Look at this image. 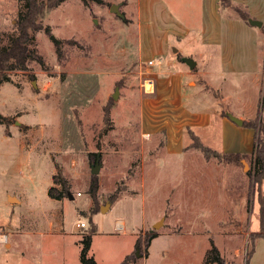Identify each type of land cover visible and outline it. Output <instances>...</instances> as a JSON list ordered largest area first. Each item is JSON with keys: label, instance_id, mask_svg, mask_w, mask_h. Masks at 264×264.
<instances>
[{"label": "rangeland", "instance_id": "obj_1", "mask_svg": "<svg viewBox=\"0 0 264 264\" xmlns=\"http://www.w3.org/2000/svg\"><path fill=\"white\" fill-rule=\"evenodd\" d=\"M218 2L206 0L203 13L205 0H90L88 6L66 0L45 14L42 23L50 31H37L32 45L43 63L30 60L27 71H10L11 80L0 84V112L14 119L0 123V230L14 248L32 246L37 264H44V255L52 260L67 252L70 264H80L82 241L91 233L88 255L96 264H121L129 254L130 264H216L207 261L212 244L226 264H264V238L249 253L250 235L259 231L258 186L248 174L253 157L207 158L194 146L189 125L183 152H170L165 120L156 128L150 120L153 126L145 129L141 122L143 110L152 118L156 106L143 102L150 98L143 86L146 72L171 60L184 71L185 107L214 117L213 125L192 128L200 141L224 152L223 140L248 133L254 147L252 126L224 128L215 112L241 120L235 114L243 112L244 121L264 116V0ZM113 4L124 17L111 10ZM237 6L263 25L248 24ZM22 9L20 0H0V48L17 33ZM206 24L226 39L224 50L215 46L211 65L200 56L214 47L201 41ZM185 31L190 34L178 37ZM224 51L228 56L220 60ZM183 57L196 66L191 69ZM160 58L163 65L148 64ZM98 157L101 168L93 174ZM58 170L73 198L49 195L51 186L61 187L53 179ZM11 219L32 225V233L12 230ZM118 220L125 221L124 230ZM81 221L87 226H77Z\"/></svg>", "mask_w": 264, "mask_h": 264}, {"label": "trees", "instance_id": "obj_2", "mask_svg": "<svg viewBox=\"0 0 264 264\" xmlns=\"http://www.w3.org/2000/svg\"><path fill=\"white\" fill-rule=\"evenodd\" d=\"M23 2V9L19 12L17 18V33L10 38V42L0 48V84L5 80H11L10 71H27L29 69L28 64L30 60H37L43 63V57L32 47L35 42L36 32L42 28H45L49 32V28L43 25L42 21L45 14L58 7L62 2L66 0H20ZM85 5H89L90 0H81ZM94 1V0H91ZM102 2L103 0H95ZM236 12L250 24V15L243 11L240 7L235 8ZM251 25V24H250ZM264 28V27H263ZM178 57L182 58V55L178 53ZM105 118H108V109H105ZM14 121L12 117L5 116L0 112V123L10 124ZM243 125H250L256 131L254 147L251 153L242 152H220L210 146L205 145L200 141L198 135L194 133L192 127H187L190 130L191 137L194 142V146L200 149L207 158L216 157L222 162L239 161L248 155L253 157L254 167L250 169L248 174L253 179L254 185L258 186L257 201L259 203V231L253 232L250 235V243L252 249L249 252L253 253L256 240L258 238H264V193L262 191V184L264 181V116L244 121ZM92 156H97L96 153H91ZM55 184H59L61 187L53 185L49 188V195L52 198L62 199L69 196L70 184L64 177L62 172H58L53 177ZM98 175L91 177L90 193L94 198V202L97 201V189H98ZM117 192L111 197L110 202L113 203L116 199ZM99 208V205H95ZM94 228L91 229V232ZM156 237V233L149 235L146 239V246L148 247ZM92 242V235L88 233L85 235L82 243L83 246L80 252V260L82 264H96L94 257L88 255ZM139 244V239L137 245ZM132 255L129 254L121 262V264H130L132 261ZM207 261L216 264H226L224 258L221 256L219 249L216 245L212 244V247L208 251Z\"/></svg>", "mask_w": 264, "mask_h": 264}, {"label": "crops", "instance_id": "obj_3", "mask_svg": "<svg viewBox=\"0 0 264 264\" xmlns=\"http://www.w3.org/2000/svg\"><path fill=\"white\" fill-rule=\"evenodd\" d=\"M214 1L217 6V4H219L218 0H214ZM203 9H204L203 13L204 11L206 12V9H207L206 0H205V5ZM206 21H207V18H206ZM240 26L251 31V29H248L243 23ZM185 32H188V33L184 35H178V37L181 38V36H185V35L187 36L190 34V31H185ZM251 32H253L254 35L256 34L255 31H251ZM201 38H202L201 41L204 45L214 46L213 48L208 49L206 54L203 52H200V56L203 57V60H205L206 62H209L211 65V60L214 59L215 53H216L215 46L226 44V41L225 42L223 41L226 39H223V37H221L222 39L218 38L215 31L210 30V28H207V24L202 26ZM227 43L232 44L231 41ZM248 43H250V41ZM250 49L251 50L249 51L250 52L249 56L252 57L255 55V51L252 49V47H250ZM223 50H224V45H223ZM227 56H228V53L224 51L223 55L220 54V60L223 58L225 59ZM167 63L168 65L166 67L161 66L159 67L158 70H154V71L149 70V72H146V74L148 73V75H150V77L154 79V92L149 93L150 98L143 99V102L144 103H155L156 106H155V109H153L154 113H153L152 118L150 117L148 113H145V111L142 109L143 112L141 113V119H142L141 122L145 129V128H150L151 126H153L151 125L153 123H151L150 120H153V122L155 123V125L153 126L154 128L157 127L156 126L157 124L161 126V122L163 123L165 120L164 127L167 128L166 149L169 150L170 152L181 153L183 152L184 126L189 125L192 128L209 127L213 125L214 117L212 113H209L207 111H204V110L192 111L185 107V105L183 104L185 103L184 97H183L184 71H182L181 68L180 69L173 68L174 62L171 60L168 61ZM159 65H163V63ZM214 72H215L214 70H211V71L207 70L203 73L212 74ZM196 90L198 92L197 88ZM241 102L248 103V102H243V101ZM215 113H216L215 121L220 122V124L224 128L231 127V129L236 130L235 127L239 126V124L235 123L230 118L232 114L230 113L223 114V112H220V111H217ZM235 115L242 118L243 121L245 119H248L247 116L243 112H240ZM154 130H158V128ZM247 134L248 133L241 134L239 138H237L234 141H230L228 143H226V139L225 141L223 140L222 141L223 143L222 151L242 152L245 149L252 151L253 150V135L252 134L247 135ZM248 137L251 140H248ZM64 198L65 197H63L62 199ZM118 222L125 223V221L123 220H118ZM49 223L50 225L54 224L53 220H50ZM8 225H9L8 227L11 228L12 230H15L16 228H19V229L21 228L20 231L24 230L26 233H32V230L30 228L32 225L26 226L24 223H20L18 219L14 221L11 219ZM0 244H3V243L0 242ZM42 246H44L43 243H42ZM4 247L5 249L0 250V264H37L38 263L36 262L38 257H35L34 255H32L31 254L32 250H29L32 248V246H29L28 249L27 248L25 249V247L21 248L19 246H15L14 248L13 243L10 240H8V242L4 244ZM64 248L66 249V251L68 250V246L64 245ZM42 261L44 262V264L46 263L70 264L68 252H67V256L61 255L52 260L45 258V255H44ZM80 264H82L81 260H80Z\"/></svg>", "mask_w": 264, "mask_h": 264}, {"label": "water", "instance_id": "obj_4", "mask_svg": "<svg viewBox=\"0 0 264 264\" xmlns=\"http://www.w3.org/2000/svg\"><path fill=\"white\" fill-rule=\"evenodd\" d=\"M111 10H112L113 12H116V13H117L119 16H121V17H124V16H125L124 14H122V12H120V5H119V4H113L112 7H111ZM249 22H250V24H251L252 26H258V27H261V26L263 25V22H262L261 20H258V19H252V18H250V19H249ZM52 38H54V36H52ZM175 51H177V50H175ZM183 60L189 65V67H190L191 69H193V68L196 66V64H197V62H196L193 58H190V57H183ZM117 92H118V89H116V92H115L114 95H113L114 98H116V96H117ZM230 118H231L235 123H237V124H239V125H242V124H243V120H241V119H239V118H237V117H235V116H232V115H231ZM99 159H100V158L98 157L97 160H96V163L92 166V173H93V174H98L99 171H100L101 165H100ZM69 196L73 198V195H72L71 191H69ZM109 204H110V203H108V205H109ZM104 207H105V206L102 207V210L104 209ZM159 224H160V223H159ZM159 224H157L156 227H157ZM138 254H139V253H137V255H138Z\"/></svg>", "mask_w": 264, "mask_h": 264}, {"label": "built area", "instance_id": "obj_5", "mask_svg": "<svg viewBox=\"0 0 264 264\" xmlns=\"http://www.w3.org/2000/svg\"><path fill=\"white\" fill-rule=\"evenodd\" d=\"M162 63H163V59L162 58L158 59L157 61H155L154 59H150L148 61V64L149 65L162 64ZM148 85L151 86V88H149ZM143 86H144V90L147 93L154 92V79L151 78V77L146 78ZM79 194L80 193H78V195ZM77 226H79V227H86L87 225H86V223L84 221H81V222H78L77 223ZM117 228L124 230L125 229L124 223L118 222L117 223ZM8 240L9 239H8L7 234L5 232H2L0 230V242L3 243V244H6L8 242Z\"/></svg>", "mask_w": 264, "mask_h": 264}]
</instances>
